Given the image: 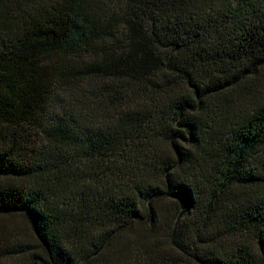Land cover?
I'll return each instance as SVG.
<instances>
[{"label":"trees","instance_id":"16d2710c","mask_svg":"<svg viewBox=\"0 0 264 264\" xmlns=\"http://www.w3.org/2000/svg\"><path fill=\"white\" fill-rule=\"evenodd\" d=\"M0 264H264V0H0Z\"/></svg>","mask_w":264,"mask_h":264}]
</instances>
